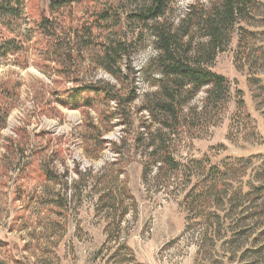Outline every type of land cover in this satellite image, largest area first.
Instances as JSON below:
<instances>
[{
	"label": "rangeland",
	"instance_id": "374dc122",
	"mask_svg": "<svg viewBox=\"0 0 264 264\" xmlns=\"http://www.w3.org/2000/svg\"><path fill=\"white\" fill-rule=\"evenodd\" d=\"M9 2L0 264H264V0H243L226 39L196 57L223 80L193 91L186 76L175 120L146 107L173 80L155 29L192 10L182 41L196 47L199 13L219 0H168L157 15L149 0ZM87 87L98 92L64 103ZM113 93L131 102L124 124Z\"/></svg>",
	"mask_w": 264,
	"mask_h": 264
},
{
	"label": "trees",
	"instance_id": "16d2710c",
	"mask_svg": "<svg viewBox=\"0 0 264 264\" xmlns=\"http://www.w3.org/2000/svg\"><path fill=\"white\" fill-rule=\"evenodd\" d=\"M149 1L151 4L150 8L154 9L153 15H157L161 12L162 5L168 0ZM219 1V9H215L211 5V9L206 12V15L200 16L199 13L198 17L203 20L206 26L207 41L203 42L202 44H197L196 47L192 46L191 48H188L192 45V41L190 39L186 40L185 42L182 41V35L187 34V22L191 21L192 10L186 14L184 19H182L174 29H169L170 27H168L167 29L162 28L161 26L156 27L154 36L156 41L159 43L160 49L157 58L160 62V64H158L160 73L163 78H167L168 76H170L173 78V80L170 82V85H168L167 81L164 80H162L158 84L157 90L154 91V95L157 98V101L160 102H146V107L150 111H153L155 108H159L161 114L163 115L162 117L169 115L175 120L178 116L177 109L180 107V101L175 102L176 98L174 93L175 91H177L175 89L178 88V85L182 84L186 76L189 77L188 83L190 86H192L191 88L193 89V91L199 89L206 83H212V85L214 86L219 85L220 81L223 80L222 76L213 72L209 67H207V65L203 66L201 62L196 59L198 55L204 57L208 53L214 51V43L217 39H219V41L221 39H226L225 35H223L222 32L227 29V23H233L232 21H229V18L235 19L244 10V8L240 6L243 0ZM65 2H67V0H59V3H62V5H65ZM246 2H249V0H244V4ZM9 4V0H0V11H13L12 7L9 6ZM150 8H147L148 12ZM217 10H219V13L217 12ZM201 13L204 14L203 10H201ZM183 42L188 45L187 47L185 46L187 50H184L183 55H179L178 49ZM192 50H196V52L191 53ZM106 52L107 54H109L108 50ZM109 56L111 57V55ZM176 79H179V82H177ZM91 91L93 93H97L98 89L94 90L93 88H88L67 91V93H69L68 99L74 102H69L70 100H67L64 103L68 104L71 108H76L77 103L75 101L78 99V97L82 98L83 93H91ZM105 91L106 93H108L107 90ZM112 97V99L116 100L115 104L116 107L120 109V115L124 117L121 118L124 119L122 122L124 124L127 121V112L125 111V106L131 102H128L130 101L129 99L123 101L124 98H122V96L120 95L117 96L116 94H114L112 95ZM87 101H89V98H87ZM82 103H84L85 105L91 104V102Z\"/></svg>",
	"mask_w": 264,
	"mask_h": 264
}]
</instances>
